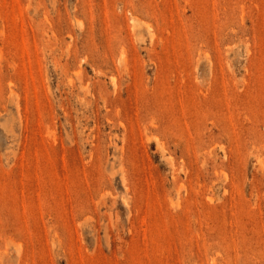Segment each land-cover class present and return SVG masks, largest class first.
Here are the masks:
<instances>
[{
  "label": "rangeland",
  "instance_id": "374dc122",
  "mask_svg": "<svg viewBox=\"0 0 264 264\" xmlns=\"http://www.w3.org/2000/svg\"><path fill=\"white\" fill-rule=\"evenodd\" d=\"M0 264H264V0H0Z\"/></svg>",
  "mask_w": 264,
  "mask_h": 264
}]
</instances>
